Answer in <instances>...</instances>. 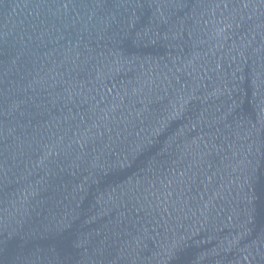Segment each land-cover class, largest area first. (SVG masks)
Segmentation results:
<instances>
[{"label":"water","instance_id":"water-1","mask_svg":"<svg viewBox=\"0 0 264 264\" xmlns=\"http://www.w3.org/2000/svg\"><path fill=\"white\" fill-rule=\"evenodd\" d=\"M0 264H264V0H0Z\"/></svg>","mask_w":264,"mask_h":264}]
</instances>
